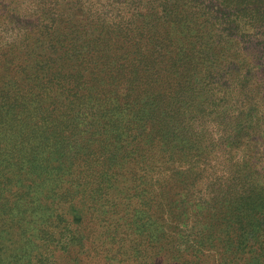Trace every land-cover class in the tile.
<instances>
[{"label":"rangeland","instance_id":"obj_1","mask_svg":"<svg viewBox=\"0 0 264 264\" xmlns=\"http://www.w3.org/2000/svg\"><path fill=\"white\" fill-rule=\"evenodd\" d=\"M155 1H142L147 18L162 10ZM20 35L0 39V264H201L189 253L212 242L222 252L264 221V147L240 144V113L227 128L231 170L221 117L184 91L156 97L155 61L135 47L103 45L111 62L62 54L53 64L45 47L27 59ZM242 253L208 252L202 264L258 263Z\"/></svg>","mask_w":264,"mask_h":264},{"label":"trees","instance_id":"obj_2","mask_svg":"<svg viewBox=\"0 0 264 264\" xmlns=\"http://www.w3.org/2000/svg\"><path fill=\"white\" fill-rule=\"evenodd\" d=\"M142 1L14 0L15 8L4 13L2 0L0 39L4 33L21 34L14 40L15 45L21 44L17 50L29 59L40 55L33 47L37 52V46L45 47L53 64L62 54L85 64L94 59L111 62L114 56L104 54L103 45L112 48L120 42V47H135L144 59L155 61L152 81L156 97H169L159 88H171L172 95L184 91L190 94L191 107L216 112L226 130H233L238 112L240 144L249 137L252 143L248 145H254L251 151L263 148L264 0H156L152 12L162 10L155 18L143 14ZM171 1L175 3L173 11L168 8ZM148 45L151 52L145 54L143 47ZM44 71L52 73L54 68L48 66ZM224 136L219 158L233 170L235 138H230L228 130ZM144 151L143 158L148 156ZM246 169L252 166L244 164L242 172ZM167 170L164 166L155 174L157 184L160 178L166 180ZM250 229L246 234L237 233L236 240L227 238L222 252L217 242H212L201 251L204 253H189V257L202 264L212 258L208 252L236 258L247 247L256 264H264V221ZM257 239L262 241L255 251ZM156 258L142 255L141 264H152Z\"/></svg>","mask_w":264,"mask_h":264}]
</instances>
